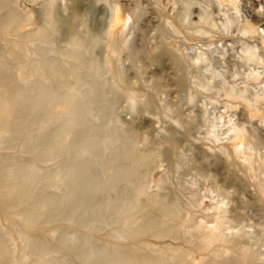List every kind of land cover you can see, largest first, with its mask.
Listing matches in <instances>:
<instances>
[{
	"label": "bare ground",
	"instance_id": "bare-ground-1",
	"mask_svg": "<svg viewBox=\"0 0 264 264\" xmlns=\"http://www.w3.org/2000/svg\"><path fill=\"white\" fill-rule=\"evenodd\" d=\"M59 1L43 0L44 24L39 25L18 0H0V264H264V243L257 244L248 230L234 229L222 199L202 206L196 190L187 189L189 195L181 201L162 192L164 176L149 179L155 118L146 109L164 84L159 77L149 86L117 83L122 56L136 55L128 35L143 13L141 2L104 0L109 3L104 18L101 0H69L68 15L83 23L75 30L62 16ZM153 6L162 13L159 0ZM255 6L235 25L233 37L240 58L249 63L245 75L258 80L261 71L255 66L264 60V12L259 10L264 0ZM234 22L227 16L221 22L178 24L163 16L160 32L167 44L156 57L181 70L173 77L176 89L188 84L186 64L205 61V52L223 44ZM59 23L70 35V46L53 39ZM182 30L198 41L191 55L182 47ZM140 40L139 53L155 58L144 33ZM105 85L118 87L117 93L127 97L135 121L103 122L111 117L108 108L94 117L101 124L89 120L92 108L103 101L96 91ZM218 91L241 107L244 120L264 126V86L248 92L245 85L221 81ZM103 129H111L106 137L112 140L98 137ZM225 132V144H213L222 137L209 132L205 149L219 155L225 171L241 166L264 205V157L249 151L252 142L244 123L229 118ZM139 142L145 147L139 148ZM84 154L88 157L81 160ZM98 171L100 180L95 179ZM98 188L100 196L94 194ZM66 216L96 225L81 234L51 225ZM106 224L104 236L97 235ZM259 229L264 232V225ZM57 231L60 237L52 241Z\"/></svg>",
	"mask_w": 264,
	"mask_h": 264
},
{
	"label": "rangeland",
	"instance_id": "rangeland-1",
	"mask_svg": "<svg viewBox=\"0 0 264 264\" xmlns=\"http://www.w3.org/2000/svg\"><path fill=\"white\" fill-rule=\"evenodd\" d=\"M108 1L112 3L114 0ZM139 1L143 6V13L133 23L128 35L129 48L135 51L136 55L133 59L122 56V73L117 83L129 86L143 83L149 86L159 77L164 84L163 90L153 98L146 109V114L155 118L149 136L153 144L152 166L148 170L149 179L159 175L164 176L166 182L162 187V192L170 197L176 196L181 201H185L189 195L187 189L196 190V195L202 198V206L222 199L227 216L233 220L234 229L248 230L257 244L264 243V232L259 229L264 225V205L256 198L254 184L251 183L241 166H233V172L223 170L218 164L219 155L205 149L204 146L209 132L222 137L220 140L212 141L213 144L227 142L229 134L225 131L230 118L232 122L244 123L245 131L252 142L249 151L256 157H264V126L255 119L244 120L241 107L236 106L229 97L218 91L221 81L238 86L245 85L248 92L264 86V60L263 63L255 66L261 71V78L253 80L246 76L249 63L240 58L238 42L233 37L236 33L235 25L258 9L255 6L257 0H236L234 5H228L222 0H159L162 5L161 14L155 12L153 0ZM59 2L62 16L66 17V21L75 30H81L82 21L68 15L66 6L69 0ZM18 3L21 7L31 9L39 25L44 24L45 4L43 0H18ZM109 3L106 4L104 0L99 1L100 16L107 17ZM259 10L261 13L264 12V6ZM163 16L178 24H188L198 19L221 22L227 16L235 18L229 36L218 48L205 52V61L186 64L188 84L181 89H176L172 82L173 77L180 74L181 70L172 66L167 60L156 57L167 44L160 32ZM148 18L152 21L145 26ZM141 33L145 34V43L152 48L155 58L149 59L139 53L143 45L140 40ZM179 35L182 39V47L191 55L198 41L187 36L184 30ZM53 39L59 46H70V35L61 23L58 24V30ZM137 73L140 74L139 80ZM114 76L118 78V74L114 73ZM108 77H112L111 74H108ZM87 79L89 77L85 78V89L91 86ZM96 92L101 93L100 97L96 93L95 95L103 101L92 108V115L89 118L91 122L101 124L94 117L103 108H108L111 114V117L105 118L103 122L112 126L117 120L122 121L124 125L135 121L136 117L129 109V101L127 97L117 93L119 92L118 87L111 89L105 85ZM190 94L191 98H189ZM110 130L103 129L98 137L103 138L105 142L112 140L110 136L106 137ZM138 145L139 148L145 147L144 142H139ZM173 145L175 147H172ZM87 157L88 155L84 154L81 160ZM171 158H174V164L171 163ZM49 165L54 166L55 162H50ZM261 177H264V174H261ZM101 178L102 173L98 171L95 179L100 180ZM209 189L211 191H208ZM94 194L100 196L103 190L98 188ZM51 225L75 228L81 231L79 232L81 234L92 230L96 224L82 223L81 225L68 221L66 216ZM108 228L109 225H104L96 231L97 235L104 236ZM59 237L60 233L57 231L52 241H57Z\"/></svg>",
	"mask_w": 264,
	"mask_h": 264
}]
</instances>
